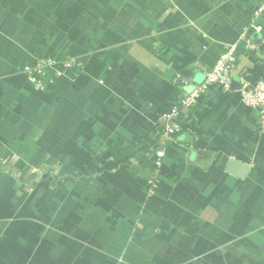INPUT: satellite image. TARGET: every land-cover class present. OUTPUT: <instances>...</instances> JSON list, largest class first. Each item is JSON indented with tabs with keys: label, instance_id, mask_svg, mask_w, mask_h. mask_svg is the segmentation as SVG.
Wrapping results in <instances>:
<instances>
[{
	"label": "crops",
	"instance_id": "1",
	"mask_svg": "<svg viewBox=\"0 0 264 264\" xmlns=\"http://www.w3.org/2000/svg\"><path fill=\"white\" fill-rule=\"evenodd\" d=\"M263 4L0 0V264H264V122L237 93L264 77ZM250 23L231 90L156 155L158 116ZM38 57L82 70L41 93Z\"/></svg>",
	"mask_w": 264,
	"mask_h": 264
},
{
	"label": "built area",
	"instance_id": "2",
	"mask_svg": "<svg viewBox=\"0 0 264 264\" xmlns=\"http://www.w3.org/2000/svg\"><path fill=\"white\" fill-rule=\"evenodd\" d=\"M168 1V0H165ZM264 11V4L260 5L253 15L256 18ZM259 34L261 28L254 23H250L240 35L238 42L228 45L219 54L214 65L204 70L203 81L193 86L189 91L180 93L178 100L171 104L167 110L162 112L154 125V130L158 136L156 142V155L160 156L162 148L171 136L179 131V120L186 110L193 107L206 91L215 86L226 93L231 90L230 77L235 66V52L241 45L245 50L255 51L258 45L253 42L248 35V31ZM82 70V65L71 58L38 57L31 66H23L20 73L26 78L27 82L38 92L47 91L56 81L71 76L77 78ZM240 101L246 107L257 111L259 122H264V77L251 85L246 81H241L240 88L237 90ZM159 161H156L158 165Z\"/></svg>",
	"mask_w": 264,
	"mask_h": 264
},
{
	"label": "trees",
	"instance_id": "3",
	"mask_svg": "<svg viewBox=\"0 0 264 264\" xmlns=\"http://www.w3.org/2000/svg\"><path fill=\"white\" fill-rule=\"evenodd\" d=\"M153 133H154V142H157L158 141V136L156 135V132L153 128Z\"/></svg>",
	"mask_w": 264,
	"mask_h": 264
},
{
	"label": "water",
	"instance_id": "4",
	"mask_svg": "<svg viewBox=\"0 0 264 264\" xmlns=\"http://www.w3.org/2000/svg\"><path fill=\"white\" fill-rule=\"evenodd\" d=\"M236 162H231L230 163V170L235 166Z\"/></svg>",
	"mask_w": 264,
	"mask_h": 264
},
{
	"label": "rangeland",
	"instance_id": "5",
	"mask_svg": "<svg viewBox=\"0 0 264 264\" xmlns=\"http://www.w3.org/2000/svg\"><path fill=\"white\" fill-rule=\"evenodd\" d=\"M31 66V65H30ZM42 93V92H41Z\"/></svg>",
	"mask_w": 264,
	"mask_h": 264
}]
</instances>
